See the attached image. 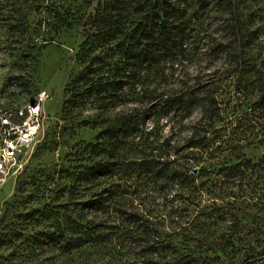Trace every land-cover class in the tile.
I'll use <instances>...</instances> for the list:
<instances>
[{
  "label": "trees",
  "instance_id": "trees-1",
  "mask_svg": "<svg viewBox=\"0 0 264 264\" xmlns=\"http://www.w3.org/2000/svg\"><path fill=\"white\" fill-rule=\"evenodd\" d=\"M212 6L228 12L226 45L243 59L239 0H22L21 16L7 18L10 29L37 12L43 42L79 37L80 67L40 144L58 155L55 189L71 201L48 210L44 202L36 210L49 226L32 232H25L27 214L13 222L6 201L0 264H264V154L214 160L208 129L184 144L144 141L151 112L189 113L201 101L204 114L217 113L193 88L169 92L156 82L190 51L199 13ZM256 70L258 100L243 110L251 121L250 110L264 119V77ZM87 105L94 113L81 116ZM88 124L95 138L81 143ZM131 148L135 156L126 158Z\"/></svg>",
  "mask_w": 264,
  "mask_h": 264
},
{
  "label": "rangeland",
  "instance_id": "rangeland-1",
  "mask_svg": "<svg viewBox=\"0 0 264 264\" xmlns=\"http://www.w3.org/2000/svg\"><path fill=\"white\" fill-rule=\"evenodd\" d=\"M239 1L244 28L243 59L235 55L236 50L226 45L231 36L226 28L228 12L224 9L217 11L216 6H212L199 13L200 25L190 51L179 62L167 64L163 75L156 80L170 89L169 92L193 88L199 98H204V103H216L217 113L213 110L214 113L204 114L201 101L195 103L189 113L176 109L151 112L146 122L145 142L171 138L184 144L191 132L202 134L204 129H208L212 142L210 150L215 152L214 160L238 154L257 160L264 154V143L260 144V140L264 141V128L260 124L264 119L257 111L250 110L248 114L255 116L251 121L243 111L258 100L259 74L256 69L264 77V0ZM21 12L22 0H0V113L42 89L47 90L49 98L42 105L44 121L26 169L16 179L8 178L0 187V216L5 202L10 201L12 214L17 216L13 222L24 223L23 218L27 214L29 219L26 220L28 226L25 232H32L49 226V221L39 223L42 208L48 210L51 203L71 201L55 189L59 176L54 161L58 155L44 153L40 144L58 120L64 88L79 70L75 53L80 38L61 34L53 41H40L37 27L39 14L34 11H29L26 23L9 29L7 18L12 15L20 17ZM21 48L27 52L17 53ZM92 113L94 110L87 105L83 107L81 116ZM95 134L96 127L88 124L79 141H93ZM133 156L134 150H127L125 157ZM99 256L92 254L91 258ZM75 257L77 262H83L85 255L78 252Z\"/></svg>",
  "mask_w": 264,
  "mask_h": 264
},
{
  "label": "built area",
  "instance_id": "built-area-1",
  "mask_svg": "<svg viewBox=\"0 0 264 264\" xmlns=\"http://www.w3.org/2000/svg\"><path fill=\"white\" fill-rule=\"evenodd\" d=\"M46 89L0 113V187L16 179L28 162L42 129Z\"/></svg>",
  "mask_w": 264,
  "mask_h": 264
}]
</instances>
